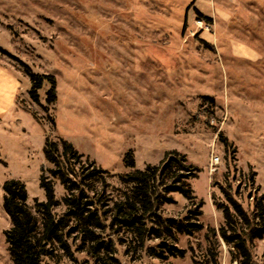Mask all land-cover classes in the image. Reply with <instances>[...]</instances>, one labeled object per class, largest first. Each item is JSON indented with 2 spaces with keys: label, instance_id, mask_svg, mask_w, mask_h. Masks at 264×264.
I'll use <instances>...</instances> for the list:
<instances>
[{
  "label": "rangeland",
  "instance_id": "obj_1",
  "mask_svg": "<svg viewBox=\"0 0 264 264\" xmlns=\"http://www.w3.org/2000/svg\"><path fill=\"white\" fill-rule=\"evenodd\" d=\"M239 44L264 56V0H0V264H14L4 235L11 221L3 185L21 180L39 216L35 199L46 200L40 178L54 167L44 156L47 136L71 142L89 158L86 165L95 160L111 172V204L130 189L122 180L131 171L124 162L129 151L137 169L159 165L168 151L185 154L201 168L189 183L195 202L204 201L205 226L178 235L185 257H159L167 253L156 238L136 249L127 232L116 238L115 257L120 264L203 261L208 229L225 224L215 203L226 202L224 188L251 211L264 195V109L255 105L264 102V71L238 57ZM23 64L56 77V102H46L47 81L40 103L32 99ZM216 155L220 163L213 166ZM53 181L61 199L65 189ZM93 186L100 190L101 183ZM167 196L166 217L183 218L194 207L180 192ZM78 244L75 259L56 248L42 264H102ZM220 250V264H238L224 241ZM252 254L264 264V238L253 242Z\"/></svg>",
  "mask_w": 264,
  "mask_h": 264
},
{
  "label": "trees",
  "instance_id": "obj_2",
  "mask_svg": "<svg viewBox=\"0 0 264 264\" xmlns=\"http://www.w3.org/2000/svg\"><path fill=\"white\" fill-rule=\"evenodd\" d=\"M23 65L32 83V99L40 103L38 91L47 81L51 87L46 102H56V77L35 73L30 66ZM225 142L229 152L231 146L227 140ZM43 151L46 161L54 167L43 171L40 178L46 200L35 199L39 216L28 206L29 192L21 180L13 178L3 185L4 209L11 221V227L4 231V235L14 264H42V258L52 255L56 248L75 259L73 243H79L77 250L86 252L97 262L120 264L115 255L118 251L116 238L118 240L121 232L132 235L136 249L156 238L161 240L159 247L167 254L158 253L153 246L149 250L158 253L159 257H185L187 249L176 244L178 235L193 236L205 227L200 221L204 201L195 202L189 183V179L199 177L201 168L177 150L168 151L159 165H149L146 169L135 168L133 152L129 151L124 162L131 171L122 176V180L130 185V189L112 204L106 192L109 187L107 179L111 176L108 169L97 165L95 160L86 165L84 158H89L67 140L58 143L47 136ZM254 174L249 176L251 185L255 181ZM54 178L59 179L65 189L61 199L56 197ZM94 182L101 183L100 190L93 186ZM171 192H180L192 202L194 207L187 216L170 218L161 213V205L172 202L167 196ZM224 192L226 202L214 199L217 207L223 210L225 224L219 229H208L204 259L198 261L194 258V263L220 264V246L224 241L229 246L233 262L255 264L253 242L264 238V195L257 198L255 210L251 211L237 200L235 194L225 188ZM60 205H64L65 210L58 214L55 209ZM119 240L123 241L122 238Z\"/></svg>",
  "mask_w": 264,
  "mask_h": 264
},
{
  "label": "crops",
  "instance_id": "obj_3",
  "mask_svg": "<svg viewBox=\"0 0 264 264\" xmlns=\"http://www.w3.org/2000/svg\"><path fill=\"white\" fill-rule=\"evenodd\" d=\"M238 57L242 60H249L251 62V64L253 65V67L255 68V71L259 74L262 73V71H264V56L257 50H255L252 47L247 46L246 44H239L238 46ZM5 75H9V74H5ZM252 76V75H251ZM7 77V76H6ZM18 83V82H16ZM263 88H259L257 90H262ZM14 92V91H13ZM12 92V93H13ZM16 93H15V97H16ZM15 101V98H14ZM256 108L259 109H264V102L263 101H257L255 103Z\"/></svg>",
  "mask_w": 264,
  "mask_h": 264
},
{
  "label": "built area",
  "instance_id": "obj_4",
  "mask_svg": "<svg viewBox=\"0 0 264 264\" xmlns=\"http://www.w3.org/2000/svg\"><path fill=\"white\" fill-rule=\"evenodd\" d=\"M220 163V156L216 155L212 158V165L217 166Z\"/></svg>",
  "mask_w": 264,
  "mask_h": 264
}]
</instances>
